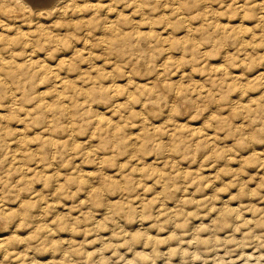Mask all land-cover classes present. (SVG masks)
<instances>
[{"label":"rangeland","instance_id":"obj_1","mask_svg":"<svg viewBox=\"0 0 264 264\" xmlns=\"http://www.w3.org/2000/svg\"><path fill=\"white\" fill-rule=\"evenodd\" d=\"M3 1L0 264H264V0Z\"/></svg>","mask_w":264,"mask_h":264},{"label":"bare ground","instance_id":"obj_2","mask_svg":"<svg viewBox=\"0 0 264 264\" xmlns=\"http://www.w3.org/2000/svg\"><path fill=\"white\" fill-rule=\"evenodd\" d=\"M2 1H3V0H2ZM15 1H16V0H15ZM21 1H22V0H21ZM31 1H32V0H31ZM67 1H68V0H67ZM71 1H73V0H71ZM87 1H88V0H87ZM91 1H92V0H91ZM148 1H149V0H147V2H148ZM3 2H4V1H3ZM7 2H8V1H7ZM11 2H12V1H11ZM38 2H39V1H38ZM47 2H48V1H47ZM141 2H143V1H141ZM153 2H157V1H153ZM173 2H174V1H173ZM0 3H1V2H0ZM13 3H14V2H13ZM29 3H30V1H29ZM34 3H35V1H34ZM41 3H42V1H41ZM70 3H71V2H70ZM70 3H69V5H72V4H73V3H72V4H70ZM90 3H91V2H90ZM94 3H95V2H94ZM144 3H145V2H144ZM144 3H143V4H144ZM8 4H9V3H8ZM8 4H7V5H8ZM16 4H17V3H16ZM19 4H20V3H19ZM22 4H24V2H22ZM37 4H38V3H37ZM43 4H44V3H43ZM43 4H42V5H43ZM55 4H56V2H55ZM57 4H59V3H57ZM63 4H64V3H63ZM66 4H67V3H66ZM95 4H96V3H95ZM4 5H5V2H4ZM7 5H6V7H7ZM27 5H28V4H26V3L24 4L25 8H26ZM50 5H51V2H50ZM79 5H81V4H79ZM88 5H89V4H88ZM135 5H136V4H135ZM21 6H22V5H21ZM31 6H32V5H31ZM47 6H48V5H47ZM53 6H54V5H53ZM57 6H58V5H57ZM72 6H73V5H72ZM82 6H83V5H82ZM91 6H92V4H91ZM93 6H95V5H93ZM136 6H137V5H136ZM2 7H3V6L1 5V8H2ZM29 7H30V5H29ZM29 7H28V8H29ZM42 7L44 8L45 6H42ZM42 7H41V8H42ZM49 7H50V6H49ZM66 7H67V6H66ZM66 7H65V8H66ZM77 7H79L78 4H77ZM80 7H81V6H80ZM84 7H85V6H84ZM1 8H0V9H1ZM18 8H19V7H18ZM21 8H22V7H21ZM23 8H24V7H23ZM37 8H38V7H37ZM41 8H40V9H41ZM52 8H53V7H52ZM68 8H69V6L67 7V9H68ZM92 8H93V7H92ZM97 8H98V7H97ZM3 9H4V8H3ZM34 9H35V8H34ZM45 9H46V8H45ZM50 9H51V8H50ZM60 9H61V7H60ZM60 9H59V10H60ZM78 9H79V8H78ZM82 9H84V8H82ZM85 9H86V8H85ZM90 9H91V8H90ZM93 9H94V8H93ZM12 10H13V9H12ZM14 10H15V8H14ZM17 10H18V9H17ZM36 10H37V9H36ZM43 10H44V9H43ZM43 10L41 9V11H43ZM47 10H48V8H47ZM47 10L44 11V14H48ZM52 10H53V9H52ZM87 10H89V9L87 8ZM27 11H28V10H27ZM27 11H26V12H27ZM30 11H31V12H34L35 10H30ZM30 11H29V13H31ZM62 11H63V10H62ZM65 11H66V10H65ZM71 11H72V10H71ZM76 11H77V10H76ZM76 11H75V12H76ZM90 11H91V10H90ZM15 12H16V11H15ZM37 12H38V10H37ZM39 12H40V11H39ZM55 12H56V8H55ZM84 12H85V11H84ZM86 12H87V11H86ZM19 13H20V12H19ZM27 13H28V12H27ZM34 13H35V12H34ZM50 13H52V11H50ZM58 13H59V12H57L56 14H58ZM60 13H61V12H60ZM63 13H64V12H63ZM67 13H68V11H67ZM69 13H70V12H69ZM76 13H77V12H76ZM96 13H97V12H96ZM4 14H5V15H4V19L2 20V21H4V22H3L4 24L2 25L1 32L8 28V27L5 28V27H6L5 21H6V20L16 19V18H19V17H20V15H19L18 13H13V12H6V13L4 12ZM20 14H21V13H20ZM40 14H41V13H40ZM61 14H62V13H61ZM88 14H89V13H88ZM94 14H95V13H94ZM23 15L25 16V13H24ZM48 15L50 16V14H48ZM52 15H53V14H52ZM52 15H51V16H52ZM71 15L73 16V12H72ZM79 15H80V14H79ZM86 15H87V14H86ZM21 16H22V15H21ZM27 16H28V15H27ZM32 16H33V15H32ZM39 16H40V15H39ZM41 16L44 17L45 15L41 14ZM41 16L38 17V18H42ZM49 16H48V17H49ZM61 16H62V15H61ZM80 16H81V15H80ZM29 17H30V16H29ZM55 17H56V16H55ZM55 17H54V18H55ZM64 17H66V15H65ZM82 17H84V16H82ZM262 17H263V15H262ZM45 18H46V17H45ZM59 18H60V15H59ZM70 18H71V17H70ZM84 18H85V17H84ZM24 19H25V18H24ZM29 19H30V18H29ZM60 19H61V18H60ZM32 20H33V19H32ZM58 20H59V19H58ZM62 20H63V19H62ZM74 20H75V19H74ZM82 20H83V18H82ZM19 21H20V20H19ZM50 21H51V20H50ZM56 21H57V20H56ZM63 21H64V20H63ZM78 21H80V20L78 19ZM78 21H77V22H78ZM8 22H9V21H8ZM15 22H16V21H15ZM39 22H40V21H39ZM39 22H38V26H39ZM43 22H44V21H43ZM46 22H47V21H46ZM60 22H61V21H60ZM72 22H73V20H72ZM74 22H76V21H74ZM74 22H73V23H74ZM84 22H85V21H84ZM115 22H116V21H115ZM1 23H2V22H1ZM44 23H45V22H44ZM53 23H54V21H53ZM56 23H57V22H56ZM56 23L53 24V25L55 26ZM62 23H63V22H62ZM64 23H65V21H64ZM70 23H71V22H70ZM100 23H101V22H100ZM109 23H110V22H109ZM10 24H11V23H10ZM10 24H9V25H10ZM34 24H35V23H34ZM46 24H47V23H46ZM46 24H45V25H46ZM49 24H50V23H49ZM49 24H48V25H49ZM59 24H60V23H59ZM71 24H72V23H71ZM87 24H88V23H87ZM107 24H108V22H107ZM110 24H111V23H110ZM48 25H47V27H48ZM57 25H58V24H57ZM61 25H62V24H61ZM75 25H76V24H74V26H75ZM85 25H86V24H85ZM105 25H106V24H105ZM111 25H112V24H111ZM7 26H8V25H7ZM63 26H64V25H63ZM86 26H87V25H86ZM86 26H85V27H86ZM109 26H110V25H109ZM113 26H114V25H113ZM113 26H112V27H113ZM12 27H13V26H12ZM36 27H37V26H36ZM45 27H46V26H45ZM47 27H46V28H47ZM57 27H59V26H55V28H57ZM107 27H108V26H107ZM107 27H106V28H107ZM114 27H115V26H114ZM20 28H21V27H20ZM106 28H104V29H106ZM10 29H11V28H10ZM13 29H15V27H14ZM32 29H33V28H32ZM38 29H39V28H38ZM53 29H54V28H53ZM73 29H74V28H73ZM107 29H108V28H107ZM114 29H115V28H114ZM16 30H17V29H16ZM30 30H31V29H30ZM35 30H36V29H35ZM43 30H44V29H43ZM49 30H50V29H49ZM75 30H76V28H75ZM6 31H7V30H6ZM14 31H15V30H14ZM21 31H22V30H21ZM38 31H39V30L36 31V34H37V35L39 34V33H37ZM53 31H54V30H53ZM63 31H64V30H63ZM73 31H74V30H73ZM107 31H108V30H107ZM1 32H0V36H2V33H1ZM16 32H18V31H16ZM19 32H20V31H19ZM22 32H23V31H22ZM39 32H40V31H39ZM51 32H52V31H51ZM64 32H65V31H64ZM6 33H7V32H6ZM11 33H12V32H10V34H11ZM25 33H26V32H25ZM45 33H46V32H45ZM45 33H44V34H45ZM58 33L61 34L60 32H58ZM58 33L56 32V33H55V36L58 35ZM62 33H63V32H62ZM65 33H67V32H65ZM65 33H64L63 35H65ZM73 33H74V32H73ZM14 34H15V33H14ZM16 34H17V33H16ZM40 34H41V32H40ZM42 34H43V33H42ZM49 34H51V33H49ZM49 34H48V35H49ZM85 34H86V33H85ZM88 34H89V33H88ZM26 35H27V33H26ZM29 35H30V33H29ZM45 35H46V34H45ZM48 35H47V36H48ZM53 35H54V34H53ZM53 35H52V36H53ZM67 35H68V34H66V37H67ZM11 36H12V35L8 36V37H10V41H11ZM14 36H15V35H14ZM41 36H42V35H41ZM47 36H46V37H47ZM55 36H53V37H55ZM58 36H59V35H58ZM60 36H61V35H60ZM16 37H17V36H16ZM23 37H24V36H23ZM26 37H27V36H26ZM26 37H24L26 40H27V39H30V38H26ZM39 37H40V36H39ZM39 37H38V39H39ZM44 37H45V36H44ZM83 37H85V36H83ZM101 37H102V36H101ZM0 38H2V37H0ZM4 38H5V36H4ZM12 38H13V37H12ZM19 38H20V37H19ZM40 38H41V37H40ZM47 38H48V37H47ZM56 39H58V38H56ZM65 39H66V38H64V40H65ZM74 39H75V38H74ZM86 39H87V38H86ZM90 39H91V38H90ZM1 40H3V39H1ZM17 40H20V39H17ZM40 40H41V39H40ZM47 40L49 41V39H47ZM69 40H70V39H69ZM3 41H4V40H3ZM44 41H45V40H44ZM58 41H59V40H58ZM58 41H57V42H58ZM88 41H90V40H88ZM11 42H12V41H11ZM14 42H15V40H14ZM25 42H26V41H25ZM27 42H28V41H27ZM40 42H41V41H40ZM45 42H46V41H45ZM55 42H56V40H55ZM67 42H68V41H67ZM83 42H84V40H83ZM100 42H101V41H100ZM103 42H104V41H103ZM49 43L51 44L52 41L49 42ZM88 43H89V42H88ZM16 44H17V43H15V45H16ZM18 44H19V43H18ZM9 45H10V42H9ZM89 45H90V44H89ZM12 47H13V46H12ZM69 47H70V45H69ZM74 47H75V46H74ZM77 47H78V46H76V49H77ZM10 48H11V46H10ZM0 49H1V47H0ZM11 49H12V48H11ZM11 49H10V50H11ZM14 49H16V48L13 47V50H14ZM8 50H9V49H8ZM10 50H9V51H10ZM80 50H81V53H82V49H80ZM72 51H73V50H72ZM77 51H79V49H77ZM13 52H14V51H13ZM73 52H74V51H73ZM27 53H28V51H27ZM90 53H91V51H90ZM11 54H12V53H11ZM17 54H18V53H17ZM65 54H66V53H65ZM74 54H78V53H74ZM2 55H3V54H2ZM12 55H13V54H12ZM14 55H15V54H14ZM18 55H21V54L19 53ZM22 55H23V53H22ZM31 55H32V54H31ZM7 56H8V55H7ZM28 56H29V55H28ZM41 56H42V55H41ZM63 56H65V55H63ZM71 56H72V55H71ZM4 57H5V56H4ZM24 57H25V56H24ZM33 57H34V56H33ZM10 58H11V57H10ZM20 58H22V57H20ZM30 58H31V57H30ZM38 58H40V56H39ZM4 59H5V58H4ZM6 59H7V58H6ZM24 59H25V58H24ZM28 59H29V58H28ZM31 59H32V58H31ZM12 60H13V57H12ZM14 60H15V59H14ZM14 60H13V61H14ZM35 60H36V59H35ZM43 60H44V59H43ZM60 60H61V59H60ZM1 61L3 62V60H1ZM7 61L9 62L10 59L7 60ZM28 61H30V60H28ZM57 61H58V60H57ZM63 61H64V58H63ZM4 62H5V61H4ZM15 62H16V61H14V64H16ZM19 62H20V61H19ZM30 62H31V61H30ZM33 62H35V61H33ZM58 62H60V61H58ZM61 62H62V61H61ZM17 63H18V62H17ZM25 63H26V62H25ZM25 63H24V64H25ZM28 63H29V62H28ZM40 63H41V61H40ZM42 63H43V62H42ZM44 63H45V62H44ZM3 64H4V63H3ZM3 64H2V65H3ZM6 64H7V62H6ZM10 64H11V63H10ZM18 64H20V63H18ZM24 64H23V65H24ZM36 64H39V63H38V60H37V62L34 63V65H36ZM26 65H27V63H26ZM39 65H40V64H39ZM39 65H38V66H39ZM42 65H44V64H42ZM58 65H59V64H58ZM4 66H6V65H4ZM4 66H2L3 69H4ZM7 66H8V65H7ZM16 66H19V65H16ZM16 66H14V67H16ZM28 66H30V63H29ZM46 66H47V63H46ZM24 67H25V66H24ZM26 67H27V66H26ZM30 67H31V66H30ZM40 67H41V66H40ZM47 67H48V66H47ZM49 67H50V66H49ZM49 67H48V68H49ZM9 68H10V66H9ZM18 68H20V67H18ZM21 68H22V67H21ZM27 68H28V67H27ZM27 68H26V69H27ZM42 68H43V67H42ZM12 69H13V67H12ZM40 69H41V68H40ZM46 69H47V68H46ZM50 69H51V67H50ZM23 70H24V69H23ZM32 70H33V69H32ZM47 70H48V69H47ZM2 71H3V70H2ZM2 71H1V72H2ZM6 71H7V69H6ZM18 71H19V70H18ZM18 71H17V72H18ZM26 71H27V70H26ZM8 72H9V71H8ZM12 72H14V71H12ZM15 72H16V71H15ZM15 72H14V73H15ZM27 73H29V71H27ZM27 73H26V74H27ZM23 74H24V73H23ZM57 74H58V73H57ZM17 75H18V74H17ZM24 75H25V74H24ZM31 75H32V74L30 73L29 76H31ZM33 75H34V72H33ZM15 76H16V75H15ZM22 76H23V75H22ZM22 76H21V77H22ZM0 77H1V75H0ZM21 77H20V78H21ZM25 77H26V76H25ZM27 77H28V76H27ZM2 78H4V77L2 76ZM17 78H18V77H17ZM4 79H5V78H4ZM18 79H19V78H18ZM22 79L26 80L25 78H22ZM58 79H59V78H58ZM2 80H3V79H1L0 81H2ZM5 80H6V79H5ZM3 81H4V80H3ZM20 81H21V80H20ZM28 81H30V80H28ZM28 81L26 80V82H28ZM62 81H63V80H62ZM62 81H61V82H62ZM4 82H5V81H4ZM59 82H60V81H59ZM14 83H15V82H14ZM16 83H17V82H16ZM30 83H32V81H31ZM64 83H65V82H63V84H64ZM4 84H5V83H4ZM9 84H10V83H9ZM11 84H12V83H11ZM32 84H33V83H32ZM32 84H31V85H32ZM6 85H7V84H6ZM6 85H5V86H6ZM25 85H26V84H25ZM58 85H59V84H58ZM9 86H10V85H9ZM19 86H21V85H19ZM29 86H30V85H29ZM33 87H34V86H33ZM7 88H8V86H7ZM13 88H14V86H13ZM28 88H30V87H28ZM28 88L26 87V88H24V89H28ZM61 88H62V87H61ZM11 89H12V88H11ZM31 89H32V88H31ZM10 103H11V102H10ZM13 104H14V102H13ZM174 104H175V103H174ZM179 104H180V102H179ZM11 105H12V103H11ZM181 107H182V105H181ZM171 110H172V109H171ZM0 240H1V239H0Z\"/></svg>","mask_w":264,"mask_h":264}]
</instances>
